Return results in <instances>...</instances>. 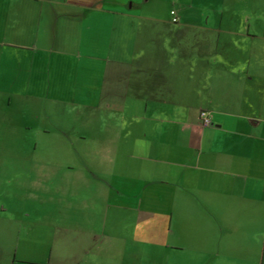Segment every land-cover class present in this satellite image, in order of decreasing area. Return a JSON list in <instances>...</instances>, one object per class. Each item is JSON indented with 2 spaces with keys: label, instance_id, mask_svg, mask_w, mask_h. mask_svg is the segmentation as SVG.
Returning a JSON list of instances; mask_svg holds the SVG:
<instances>
[{
  "label": "crops",
  "instance_id": "crops-1",
  "mask_svg": "<svg viewBox=\"0 0 264 264\" xmlns=\"http://www.w3.org/2000/svg\"><path fill=\"white\" fill-rule=\"evenodd\" d=\"M163 261L264 264V0H0V264Z\"/></svg>",
  "mask_w": 264,
  "mask_h": 264
},
{
  "label": "rangeland",
  "instance_id": "rangeland-1",
  "mask_svg": "<svg viewBox=\"0 0 264 264\" xmlns=\"http://www.w3.org/2000/svg\"><path fill=\"white\" fill-rule=\"evenodd\" d=\"M56 157H57V155H56ZM61 198H62V196H61ZM35 207L37 209H39V208H45V210L43 211V213L48 212L51 215V213H54V211H60V209H62V201H60L55 195H53L52 198L49 199L48 202H46V204H41V203L35 201ZM36 213H37V211H36ZM40 216H43V214H41ZM38 217H39V215L36 214L35 217H34V219L37 220ZM171 263H172V261H171ZM171 263L170 262L163 261L162 264H171Z\"/></svg>",
  "mask_w": 264,
  "mask_h": 264
},
{
  "label": "built area",
  "instance_id": "built-area-1",
  "mask_svg": "<svg viewBox=\"0 0 264 264\" xmlns=\"http://www.w3.org/2000/svg\"><path fill=\"white\" fill-rule=\"evenodd\" d=\"M171 14L174 15L175 12L174 11H171ZM173 22H176L177 21V17L174 16L173 19H172ZM199 117H200V122L203 126H209L211 125L212 123V120H211V115L208 111L204 110V109H201L200 112H199Z\"/></svg>",
  "mask_w": 264,
  "mask_h": 264
}]
</instances>
